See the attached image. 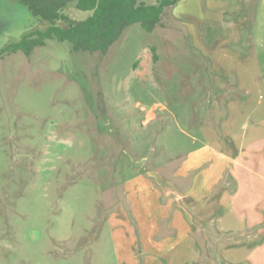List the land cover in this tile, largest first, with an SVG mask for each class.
<instances>
[{
    "label": "rangeland",
    "instance_id": "obj_1",
    "mask_svg": "<svg viewBox=\"0 0 264 264\" xmlns=\"http://www.w3.org/2000/svg\"><path fill=\"white\" fill-rule=\"evenodd\" d=\"M62 14L91 12L71 3ZM47 26L0 0V48ZM237 78L238 91L226 85ZM258 101L264 0H179L154 32L134 24L106 54L48 40L0 58V264H118L116 227L136 223L131 205L154 189L150 177L164 162L210 157L199 128L221 132L226 105L248 114Z\"/></svg>",
    "mask_w": 264,
    "mask_h": 264
},
{
    "label": "crops",
    "instance_id": "obj_2",
    "mask_svg": "<svg viewBox=\"0 0 264 264\" xmlns=\"http://www.w3.org/2000/svg\"><path fill=\"white\" fill-rule=\"evenodd\" d=\"M227 80L236 91L245 85ZM225 84L216 82L213 90ZM225 108L224 130L199 128L210 157L199 151L177 164L164 162L159 180L147 174L154 189L134 199L136 223L116 227L118 264H264V106L258 101L248 114ZM211 119L218 120L213 110Z\"/></svg>",
    "mask_w": 264,
    "mask_h": 264
},
{
    "label": "trees",
    "instance_id": "obj_3",
    "mask_svg": "<svg viewBox=\"0 0 264 264\" xmlns=\"http://www.w3.org/2000/svg\"><path fill=\"white\" fill-rule=\"evenodd\" d=\"M178 1L158 0L155 5H147L138 0H20L33 16L47 21L48 26L44 30L28 32L19 41L0 48V58L17 52L30 54L48 40L69 42L74 52L106 54L124 31L134 24H140L148 33L154 32L166 9ZM71 3H75L80 11L91 12V15L83 21L71 20L62 14V10ZM60 21L65 25H60ZM151 51L156 63V47Z\"/></svg>",
    "mask_w": 264,
    "mask_h": 264
}]
</instances>
